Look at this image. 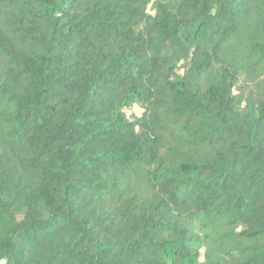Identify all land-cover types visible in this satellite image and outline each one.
Wrapping results in <instances>:
<instances>
[{
	"label": "trees",
	"instance_id": "16d2710c",
	"mask_svg": "<svg viewBox=\"0 0 264 264\" xmlns=\"http://www.w3.org/2000/svg\"><path fill=\"white\" fill-rule=\"evenodd\" d=\"M0 264H264V0H0Z\"/></svg>",
	"mask_w": 264,
	"mask_h": 264
},
{
	"label": "rangeland",
	"instance_id": "374dc122",
	"mask_svg": "<svg viewBox=\"0 0 264 264\" xmlns=\"http://www.w3.org/2000/svg\"><path fill=\"white\" fill-rule=\"evenodd\" d=\"M185 69V66L180 65L179 72H182ZM259 91L260 89L256 86L255 82L249 77H241V80L238 82L234 89L235 94H239V96L243 99H248L250 97V92L253 94L255 91ZM140 111L137 108L129 110L127 112V116L132 117L139 115Z\"/></svg>",
	"mask_w": 264,
	"mask_h": 264
}]
</instances>
